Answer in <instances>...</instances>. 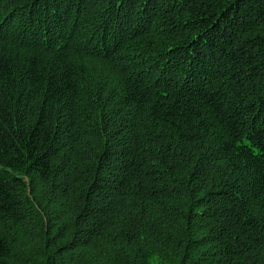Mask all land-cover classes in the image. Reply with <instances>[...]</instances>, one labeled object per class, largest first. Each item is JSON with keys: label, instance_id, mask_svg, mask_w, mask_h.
I'll use <instances>...</instances> for the list:
<instances>
[{"label": "trees", "instance_id": "trees-1", "mask_svg": "<svg viewBox=\"0 0 264 264\" xmlns=\"http://www.w3.org/2000/svg\"><path fill=\"white\" fill-rule=\"evenodd\" d=\"M0 264H264V0H0Z\"/></svg>", "mask_w": 264, "mask_h": 264}]
</instances>
